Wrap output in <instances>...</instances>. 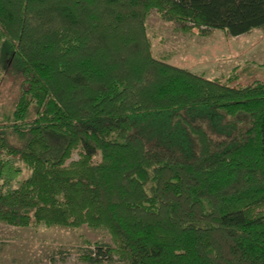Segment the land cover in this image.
Masks as SVG:
<instances>
[{
  "label": "trees",
  "instance_id": "16d2710c",
  "mask_svg": "<svg viewBox=\"0 0 264 264\" xmlns=\"http://www.w3.org/2000/svg\"><path fill=\"white\" fill-rule=\"evenodd\" d=\"M151 8L264 27V0H0V221L104 227L90 264H264V79L156 58Z\"/></svg>",
  "mask_w": 264,
  "mask_h": 264
},
{
  "label": "rangeland",
  "instance_id": "374dc122",
  "mask_svg": "<svg viewBox=\"0 0 264 264\" xmlns=\"http://www.w3.org/2000/svg\"><path fill=\"white\" fill-rule=\"evenodd\" d=\"M145 22L156 58L208 78L235 74L231 84L243 85L254 78L264 79V27L237 36L217 29L202 34L189 22L167 19L156 8L148 11ZM12 62L11 56L6 59L4 69L9 73L0 81V90L14 78L10 68ZM78 157L79 149H75L67 162ZM93 162L100 163L99 154ZM20 166L24 178L29 169L23 163ZM109 239L104 227L94 231L85 224L77 228L43 224L18 227L0 221V264L14 261L23 264H90L83 259L84 249L99 243L104 251ZM113 257L112 264H126L116 254ZM101 264H108L105 252Z\"/></svg>",
  "mask_w": 264,
  "mask_h": 264
}]
</instances>
